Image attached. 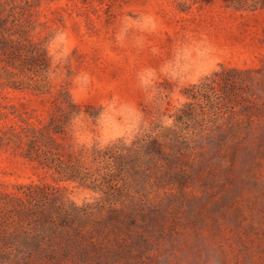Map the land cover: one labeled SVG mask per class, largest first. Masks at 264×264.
Wrapping results in <instances>:
<instances>
[{"label": "rangeland", "instance_id": "1", "mask_svg": "<svg viewBox=\"0 0 264 264\" xmlns=\"http://www.w3.org/2000/svg\"><path fill=\"white\" fill-rule=\"evenodd\" d=\"M2 42L0 264H264V0H0Z\"/></svg>", "mask_w": 264, "mask_h": 264}, {"label": "trees", "instance_id": "2", "mask_svg": "<svg viewBox=\"0 0 264 264\" xmlns=\"http://www.w3.org/2000/svg\"><path fill=\"white\" fill-rule=\"evenodd\" d=\"M0 55H4L7 58L11 59V60H18L19 62H21L22 64L26 65V62L28 63H34L37 61H41L42 56L41 54L38 52L37 49L35 48H30V49H26V50H21L19 47L17 46H8L7 42H2L0 44ZM241 73L240 71H235V70H231V71H224L222 74V76L219 78L220 82L224 85V86H230L233 87L235 86V84H239L242 83V78H241ZM213 74H219L218 72H215ZM212 81H207L205 84L200 85L198 87L197 90V95L200 94L202 95V93L204 91H206L207 89L211 88V83ZM182 120L181 115L177 116L176 118V122ZM59 121V120H58ZM58 121L56 119V116H52L50 122H48L45 126V128H51L53 129L55 132H58ZM58 127V128H57ZM38 137L36 135H33V137L29 140V147H31L30 151L28 152V155L30 156L32 153H37V150H35L37 148V144H36V139ZM32 145V146H31ZM154 147H158L159 145L157 144V142H153L152 144ZM34 147V148H33ZM33 151V152H32ZM72 172V171H71ZM73 172H75V170H73ZM71 175V174H70ZM70 177H74V174ZM37 220L39 222V224L41 223L42 226H47V225H51L53 224L51 222V215L49 214V212L47 211V209H45L44 207L39 208L38 212H37ZM40 232V231H39ZM31 238H33V243L37 242V240H39L40 235H37L36 233L31 235Z\"/></svg>", "mask_w": 264, "mask_h": 264}, {"label": "clouds", "instance_id": "3", "mask_svg": "<svg viewBox=\"0 0 264 264\" xmlns=\"http://www.w3.org/2000/svg\"><path fill=\"white\" fill-rule=\"evenodd\" d=\"M62 38V37H61Z\"/></svg>", "mask_w": 264, "mask_h": 264}]
</instances>
